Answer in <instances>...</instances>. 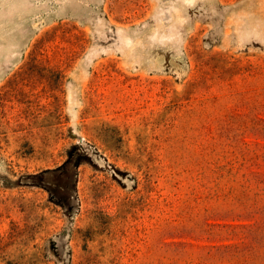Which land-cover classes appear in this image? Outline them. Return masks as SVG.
<instances>
[{"label": "rangeland", "instance_id": "374dc122", "mask_svg": "<svg viewBox=\"0 0 264 264\" xmlns=\"http://www.w3.org/2000/svg\"><path fill=\"white\" fill-rule=\"evenodd\" d=\"M252 175L264 0H0V264H264Z\"/></svg>", "mask_w": 264, "mask_h": 264}, {"label": "trees", "instance_id": "16d2710c", "mask_svg": "<svg viewBox=\"0 0 264 264\" xmlns=\"http://www.w3.org/2000/svg\"><path fill=\"white\" fill-rule=\"evenodd\" d=\"M246 183L248 184L250 188L249 191L251 192V197L248 199H252L254 204H256L258 201H262V198H264V179L252 175L250 180H246ZM247 211L248 210H245L243 212L246 213Z\"/></svg>", "mask_w": 264, "mask_h": 264}]
</instances>
